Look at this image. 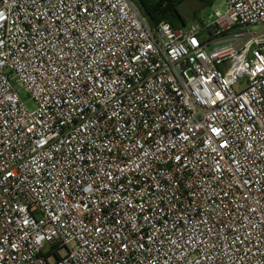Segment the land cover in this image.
I'll return each instance as SVG.
<instances>
[{
  "label": "built area",
  "instance_id": "1",
  "mask_svg": "<svg viewBox=\"0 0 264 264\" xmlns=\"http://www.w3.org/2000/svg\"><path fill=\"white\" fill-rule=\"evenodd\" d=\"M224 3L0 0V264H264V0Z\"/></svg>",
  "mask_w": 264,
  "mask_h": 264
},
{
  "label": "trees",
  "instance_id": "2",
  "mask_svg": "<svg viewBox=\"0 0 264 264\" xmlns=\"http://www.w3.org/2000/svg\"><path fill=\"white\" fill-rule=\"evenodd\" d=\"M139 13L146 17L151 25L167 22L170 27L178 28L186 23L180 13L179 6L183 0H129ZM202 8H208L213 0H201ZM196 16V15H195Z\"/></svg>",
  "mask_w": 264,
  "mask_h": 264
},
{
  "label": "rangeland",
  "instance_id": "3",
  "mask_svg": "<svg viewBox=\"0 0 264 264\" xmlns=\"http://www.w3.org/2000/svg\"><path fill=\"white\" fill-rule=\"evenodd\" d=\"M201 0H183L179 6L180 13L186 23L196 22L198 20L203 21L204 23H211L212 15L211 13L215 10L224 12L226 5L224 0H213V3L210 7L202 8ZM196 15V16H195ZM20 100L24 103L27 109L33 108V103L29 100L20 85L15 86Z\"/></svg>",
  "mask_w": 264,
  "mask_h": 264
}]
</instances>
